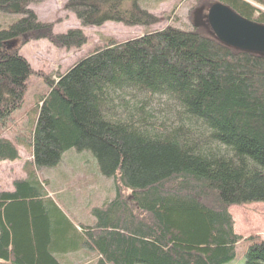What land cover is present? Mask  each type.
Listing matches in <instances>:
<instances>
[{"label":"trees","instance_id":"16d2710c","mask_svg":"<svg viewBox=\"0 0 264 264\" xmlns=\"http://www.w3.org/2000/svg\"><path fill=\"white\" fill-rule=\"evenodd\" d=\"M40 1L0 0V12L20 15L0 28V162L18 160L20 146L30 154L25 176L0 189V264H64L80 249L93 252L92 264L232 260L242 237L228 208L264 205V54L169 25L125 41L101 37L45 80L28 143L16 142L1 127L21 107L32 72L18 47L41 38L60 48L87 41L79 28L54 33L29 8ZM138 1L66 0L64 8L81 26L154 24ZM209 1L264 24V0ZM130 92L164 97L176 123L157 128L142 108L124 120L109 116L114 95ZM71 148L90 150L114 185L85 222L61 213L36 173ZM242 242L243 264H264V240Z\"/></svg>","mask_w":264,"mask_h":264},{"label":"rangeland","instance_id":"374dc122","mask_svg":"<svg viewBox=\"0 0 264 264\" xmlns=\"http://www.w3.org/2000/svg\"><path fill=\"white\" fill-rule=\"evenodd\" d=\"M66 0H42L29 5L44 22L53 23L54 33H64L70 28H79L87 37L80 47L60 48L47 39H33L18 47V54L29 63L31 74L27 82L23 103L2 126L3 136L16 142L27 141L31 136V122L38 100L47 93L46 79H55L84 56L101 37H113L119 41L129 40L146 32L159 30L166 25L196 30L204 35L210 28L206 22L209 0H139L138 5L157 17L151 25H126L122 22L106 21L99 26H81L76 15L64 8ZM18 14L0 12V28L7 27L19 18ZM142 108L148 120L159 128L160 124L176 123L175 107L164 97H146L130 93L116 94L108 110L113 118L126 119L128 113ZM136 115V114H135ZM28 143V141H27ZM19 144V143H18ZM222 148V147H221ZM224 148H222L223 150ZM19 159L0 162V189H8L12 180L25 176L29 169L30 154L27 146L19 147ZM39 178L46 181V190L56 206L74 222H85L92 207L99 206L114 194L112 179L102 175L90 150L65 151L58 164L36 170ZM229 213L233 219V230L242 237L235 246V256L223 264H243L249 236L264 240V205L260 202L232 205Z\"/></svg>","mask_w":264,"mask_h":264},{"label":"water","instance_id":"95a60500","mask_svg":"<svg viewBox=\"0 0 264 264\" xmlns=\"http://www.w3.org/2000/svg\"><path fill=\"white\" fill-rule=\"evenodd\" d=\"M206 22L212 34L224 45L264 54V24L242 17L222 2L209 5Z\"/></svg>","mask_w":264,"mask_h":264},{"label":"crops","instance_id":"0c3cea01","mask_svg":"<svg viewBox=\"0 0 264 264\" xmlns=\"http://www.w3.org/2000/svg\"><path fill=\"white\" fill-rule=\"evenodd\" d=\"M9 188H11V186ZM53 203L56 206L55 202ZM57 208L61 211V213H63V211L59 207ZM229 209L230 208H228V212H229ZM88 217L90 216L87 215V219ZM92 255H93V252L87 249H80L74 252H68L65 255L64 264H92V260H93Z\"/></svg>","mask_w":264,"mask_h":264}]
</instances>
